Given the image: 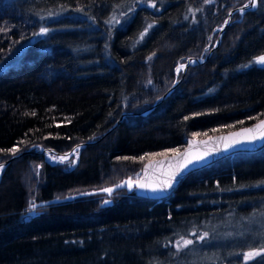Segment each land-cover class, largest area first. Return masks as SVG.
Segmentation results:
<instances>
[{
  "label": "trees",
  "instance_id": "1",
  "mask_svg": "<svg viewBox=\"0 0 264 264\" xmlns=\"http://www.w3.org/2000/svg\"><path fill=\"white\" fill-rule=\"evenodd\" d=\"M148 2L0 0V163L13 156L9 148L29 150L0 170V264H194L191 245L177 251L181 237L200 243L193 232L209 239L231 220L236 236L264 230V146L189 172L159 201L122 187L108 205L94 196L54 200L139 174L149 160L140 156L182 149L193 133L264 117V66L250 64L264 54V0L234 11L221 33L228 11L250 0ZM113 17L120 23H107ZM41 27L49 32L34 35ZM206 56L154 109L126 115L103 135L122 111L151 106L181 75L177 64ZM90 140L63 163L37 153ZM31 199L47 206L29 216ZM262 246L219 263L243 264L245 249Z\"/></svg>",
  "mask_w": 264,
  "mask_h": 264
},
{
  "label": "snow or ice",
  "instance_id": "2",
  "mask_svg": "<svg viewBox=\"0 0 264 264\" xmlns=\"http://www.w3.org/2000/svg\"><path fill=\"white\" fill-rule=\"evenodd\" d=\"M144 2V0H133L134 4ZM205 3H209L210 0H204ZM148 7L156 8V2L155 0H151V2L147 3ZM251 6H256V0H251ZM245 8L249 7V5H245ZM134 7H129L128 12L134 11ZM76 11H81L80 8H77ZM241 12L244 11V9H240ZM52 13H49L51 15ZM121 15H126L125 13H121ZM231 15V13H230ZM120 23L119 20H116L115 17H113L111 20L107 21V23ZM227 24L228 21H225ZM153 25H148L147 28L143 32L140 33V38L143 39V37L147 34L148 30L152 28ZM0 31H6V29H0ZM49 32V29L47 27H41L39 30V33H34V35H46ZM211 39V37L209 38ZM207 51V49H206ZM151 57H149L150 59ZM194 63V61H193ZM251 63H255L257 65L264 66V54L259 55L254 58V61H251ZM250 65H244V67H248ZM185 68L184 64H180L177 68V73ZM151 83V81H149ZM35 115V113H33ZM67 119V118H66ZM185 120H188L189 117L185 116ZM249 119H256L255 117H249ZM70 122V120L68 121ZM239 123L243 124L244 121H240ZM57 127L60 125L57 124ZM226 127H235L234 125H228ZM213 132L218 131V129H212ZM193 139L188 140V148L181 151L179 148H172L167 149L162 152L158 153H146L143 156H140L138 159L140 161H144L146 158L149 159V163L144 165V176L143 178H139V174H137L138 178L136 180H133L132 178H129L125 181H123L121 184H117L114 187H108L103 188L100 191L104 193H108L111 195L115 188H120L126 186L129 190H132L133 188L137 189H145L151 192H159L163 193L168 190H170L175 183H177L180 179V177L186 172L190 167L194 166L196 163H199L203 160H205L207 157L212 155L215 152L219 151H227L231 148H233L236 145L240 144H251L256 141H264V119H259L256 124H254L251 127H245L240 129L239 131L229 133L227 136H220V137H209L207 140L198 141L196 140V137L201 135L200 133H193ZM203 135L207 136V132L203 133ZM90 139H94V137H90ZM204 145V148L201 149L198 146ZM211 145V147H208ZM81 145H77L76 148L72 150V153H66L63 156H54L53 154L49 153V158L54 159L58 162H65L69 159L70 155L78 156L80 151ZM195 147V150H193ZM0 151H5L0 149ZM7 152L11 153L13 156L20 151L19 147H12L6 150ZM153 157H163V160H153ZM123 159H133L136 158H130V157H124ZM76 160H71L70 165H75ZM166 166V167H165ZM5 167L3 163H0V170H2ZM39 165L36 166V174L39 175ZM152 171V177H149V172ZM259 185H257L258 187ZM94 193H81V195H91ZM73 197H65V199H72ZM60 198L57 197V201L59 202ZM52 203V202H49ZM105 204L110 203V201L105 200ZM46 204H37V202L34 199H31L28 201V208L27 213L29 216H35L38 214V209L46 207ZM192 235L197 237V240L204 241L208 237V233L204 232L202 235H198L197 233L193 232ZM194 241L192 239H185L184 237H181L179 241L176 242V248L177 251H180L182 248H186L190 245H193ZM243 256V264H248L249 260H253L256 257L264 256V246L260 248H252L249 251H245L242 253Z\"/></svg>",
  "mask_w": 264,
  "mask_h": 264
},
{
  "label": "rangeland",
  "instance_id": "3",
  "mask_svg": "<svg viewBox=\"0 0 264 264\" xmlns=\"http://www.w3.org/2000/svg\"><path fill=\"white\" fill-rule=\"evenodd\" d=\"M255 8V7H253ZM251 8V9H253ZM231 21V20H230ZM230 24V23H229ZM227 26V25H226ZM211 52V51H210ZM208 58V56H206ZM201 58H204V57H201ZM187 60V59H186ZM185 60V61H186ZM184 62H180L179 64H177L174 68V73L177 75V68L180 64H184ZM254 61V59H253ZM255 64V63H253ZM257 65V64H255ZM191 66V65H190ZM188 68V67H187ZM186 68V70H187ZM185 70V72H186ZM185 72L183 73V69L180 71L181 75L179 76L178 79L175 80V82L164 92L161 94L160 97L156 98L155 102H153V104H155V106L152 108L153 104H151V106L147 107L144 111H141V112H136V113H139V114H146L147 112L151 111L152 109H154L157 104L159 102H161V100L165 99L169 93L174 89V87L176 86V84L181 81L182 77L184 76ZM169 90V91H168ZM167 92V94H165ZM163 94H165V96L163 97ZM125 111V110H124ZM122 111V112H124ZM127 112L125 114L126 115H137L134 111H125ZM129 112V113H128ZM121 114V113H120ZM124 116V117H125ZM123 117V118H124ZM122 118V120H123ZM117 120V119H116ZM121 120V121H122ZM120 121V122H121ZM119 122V123H120ZM114 124V123H113ZM112 124V128L116 125L113 126ZM111 128V129H112ZM231 131V130H230ZM222 133V132H220ZM106 133H104L103 135H105ZM217 134V133H216ZM209 136V135H208ZM203 137H206V136H198L196 138H203ZM189 138H193V136L189 137ZM79 144V143H78ZM186 144V142H185ZM41 148H44V147H40L37 151V153H41L39 152V150ZM27 150V149H26ZM70 150V149H69ZM67 150V151H69ZM65 151V152H67ZM237 152H246V151H237ZM49 153L53 154L54 156H57L55 154V152H52V151H48V152H44L42 154H44V158L45 160L49 163V164H56V163H61V162H58L54 159H50L49 158ZM61 153V152H60ZM64 153V152H63ZM233 153H236V152H233ZM233 153H230L228 155H231ZM226 155V156H228ZM72 156V155H71ZM70 156V157H71ZM58 157V156H57ZM69 157V158H70ZM225 157V156H224ZM155 158H158V157H155ZM223 158V157H222ZM154 159V158H152ZM148 161V160H147ZM66 162V161H65ZM145 163V162H144ZM213 163V162H212ZM141 171V170H140ZM194 171V170H193ZM139 175H140V172H139ZM129 178H132L133 180H136L138 178L137 174L132 176V177H127L125 179H123L122 181H120L119 183L117 184H121L123 181L129 179ZM115 184V185H117ZM115 185H112V186H107V187H100V188H89V189H81V190H76V191H72V192H69V193H66L62 196H59L60 200L59 201H67V200H73V199H76V198H81V197H88V196H94L95 198L97 199H100L101 201V204L102 205H108L112 202V196L115 194V192H113L111 195H109L108 193H104L102 191H100L101 189L103 188H108V187H114ZM122 188H125L126 191H131L129 190L126 186L122 187ZM116 189V188H115ZM133 191V189H132ZM174 192V191H173ZM81 193H94V194H91V195H81ZM73 197L72 199H65V197ZM170 196V195H169ZM164 199V198H163ZM55 201H57V197L54 198ZM105 200H108L110 201V203H107L105 204L104 201ZM156 201H159V200H156ZM226 225H224L221 229H218V227L216 228H212V236L211 238L209 239H206L200 243H197V244H193L189 247L188 249V257H189V260H188V263L191 262L192 260H194V264H220L219 261L221 259H224V258H231L235 255H237L238 253V249L240 247H243V246H251L253 244H259V245H264V230H261V232H256V233H253L251 235H247V234H243V235H234L233 234V230L232 228L234 227V229L238 226V224L236 225V222L231 220L229 221V224L230 226L227 227V222H225ZM203 234V233H202ZM201 234V235H202ZM197 239V238H196ZM199 241V240H198ZM251 250V248H247L245 249L243 252L245 251H249ZM242 252V253H243ZM242 257V260H243V256Z\"/></svg>",
  "mask_w": 264,
  "mask_h": 264
},
{
  "label": "water",
  "instance_id": "4",
  "mask_svg": "<svg viewBox=\"0 0 264 264\" xmlns=\"http://www.w3.org/2000/svg\"><path fill=\"white\" fill-rule=\"evenodd\" d=\"M245 5H249V7L245 8L244 6ZM253 8L251 6V2H247L245 4H242L241 6H238V7H235V8H232L228 11V14H227V17L225 19V21H228V23L226 24L225 21L224 23L222 24V26L220 27V32L223 30V28L228 25L230 23V20H231V16L233 14L234 11L236 10H240V9H244V10H247V9H251ZM231 13V15H230ZM220 36V35H219ZM220 42V37L217 38L216 42L214 43L213 48H215ZM211 51V50H210ZM207 59V57H204V58H201V57H189L187 58V60L185 61L184 65H185V68H183V73L185 72L186 68L190 65H194L196 63H199V62H202V61H205ZM194 61V63H193ZM169 91V90H168ZM167 94V92L165 93ZM165 94H163V97L165 96ZM155 106V104H153L152 108ZM127 112H121V114L119 115V117L117 118V120L114 122L113 126L116 125V124H119V122L122 120V118L125 116ZM129 113V112H128ZM136 113V112H135ZM136 114H139V113H136ZM261 119H264L261 118ZM258 121L250 124V125H247V126H243V127H240V128H237V129H234V130H231V131H227V132H222V133H217V134H213V135H209V136H206V137H203V138H196V140L198 141H203V140H207L209 137H220V136H227L229 133H232V132H236V131H239L240 129L242 128H245V127H251L253 126L254 124H256ZM112 127H110L105 133H107ZM190 139H193V138H188L186 140V144L184 145V147L181 149V151H183L184 149L188 148V140ZM95 142L94 140H90V141H85V142H81L77 145H81L84 146L88 143H93ZM76 145V146H77ZM76 146H74L73 148H71L69 151L67 152H64V153H60V152H57L56 150L52 149V148H41L39 150V152L41 153H44V152H48V151H52V152H55V154L59 157V156H63L65 155L66 153H72V150L74 148H76ZM264 146V141H256V142H253L251 144H240V145H236L234 146L233 148L227 150V151H219V152H215L213 153L212 155H210L209 157H207L205 160L199 162V163H196L194 166L190 167L186 172H184V174L180 177L179 181L177 183H175V185L168 191L166 192H163V193H159V192H151V191H148V190H145V189H137V188H133V195L135 196H140V197H144V198H148V199H152V200H161L163 198H166L168 197L169 195H171L173 193V191L175 190L176 186L180 183V181L183 179V177L188 174L189 172L193 171V170H196V169H199V168H202L204 166H207L209 164H211L212 162H215L216 160L230 154V153H233V152H237V151H255V150H258L260 149L261 147ZM199 148L203 149L204 148V145H199L198 146ZM208 147H211V145H209ZM195 150V147L194 149ZM28 152V149L27 150H24V151H21L19 153H16L14 156H11L10 158H8L7 160L3 161L2 163L4 165H6L11 159L23 154V153H26ZM71 156V155H70ZM69 156V157H70ZM164 158L163 157H158V158H154L153 160H163ZM149 163V160L146 161L142 167H141V171H140V175H139V178H143L144 176V172H143V169H144V165ZM166 167V166H165ZM152 171L153 170H150L149 172V177H152Z\"/></svg>",
  "mask_w": 264,
  "mask_h": 264
},
{
  "label": "bare ground",
  "instance_id": "5",
  "mask_svg": "<svg viewBox=\"0 0 264 264\" xmlns=\"http://www.w3.org/2000/svg\"><path fill=\"white\" fill-rule=\"evenodd\" d=\"M111 130V129H110ZM262 148V147H261ZM28 152H29V150H28ZM27 153V152H26Z\"/></svg>",
  "mask_w": 264,
  "mask_h": 264
}]
</instances>
